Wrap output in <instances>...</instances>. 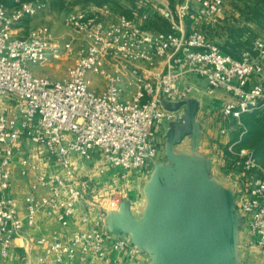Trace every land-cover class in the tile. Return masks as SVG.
Masks as SVG:
<instances>
[{
    "label": "built area",
    "instance_id": "2783aa9c",
    "mask_svg": "<svg viewBox=\"0 0 264 264\" xmlns=\"http://www.w3.org/2000/svg\"><path fill=\"white\" fill-rule=\"evenodd\" d=\"M151 1L170 31H151L115 15L108 5L94 6L66 19L67 26L84 36L81 43L59 40L47 25L26 32L20 28L46 8L41 0L0 3V264L9 260L13 240L35 227L40 211L58 212V221L67 228L76 207L91 200L95 184L80 174L77 159L92 161L97 154L122 178L155 160V127L168 118L164 102L187 96L179 84L188 76L204 79L211 93L231 97L222 110L228 123L222 134L236 133L243 113L264 109V39L235 57L205 31L187 29L192 2L199 4L205 24L214 25L223 20L227 0H182L174 6L169 0ZM149 18L145 12L142 21ZM65 58L70 64L62 80L30 68ZM139 62H163L162 70H142L135 66ZM92 75L104 80L102 91L93 89ZM127 77L136 88L131 99L124 97L121 85ZM27 141L37 147L41 160L20 159L24 176L36 174L21 215L11 193L12 163ZM230 150L247 180L241 210L250 216L249 235L264 249V168L251 150ZM43 191L46 195L40 197ZM82 220L86 227L67 239L55 235L38 240L41 264L111 263L113 251L127 253L131 260L141 252L128 239L111 237L99 224L91 226L86 216Z\"/></svg>",
    "mask_w": 264,
    "mask_h": 264
},
{
    "label": "crops",
    "instance_id": "0c3cea01",
    "mask_svg": "<svg viewBox=\"0 0 264 264\" xmlns=\"http://www.w3.org/2000/svg\"><path fill=\"white\" fill-rule=\"evenodd\" d=\"M227 25L226 22L222 27L221 44L226 40ZM162 66L163 62L155 65V73L160 72ZM121 85L122 89L124 86L136 89L130 85L129 77ZM179 89L187 90V96L165 101L168 118L155 127L157 158L126 178L112 171L97 154L92 161L77 159L75 166L80 174L95 184V190L90 193L91 200L76 207L67 228L58 221V212L49 214V208L40 211L35 227L26 229L21 237L13 240L6 264H41L39 257L43 249L38 240L55 235L67 239L86 227L83 216L88 218L91 226L104 227L111 237L133 242L128 231L132 221L145 223L156 211L174 204L180 206L169 209V217L182 211L195 192L193 183L187 180L189 177L200 186L201 204L219 222L218 264H264V249L252 243L253 238L249 235L250 216L241 210L248 187L247 180L234 165L235 157L230 150L236 133L221 132L228 127L222 110L231 97L223 92L211 93L207 82L193 75L181 82ZM2 154L0 148V160ZM27 155L33 161L41 160L37 147L27 141L20 145V152L12 163L11 193L19 202L21 215L24 197L29 194L36 176L34 172L28 176L22 174L20 159ZM38 195L44 196L46 191ZM109 257L111 263L77 261L74 264H169L171 251L148 246L133 260L122 252L113 251Z\"/></svg>",
    "mask_w": 264,
    "mask_h": 264
},
{
    "label": "water",
    "instance_id": "95a60500",
    "mask_svg": "<svg viewBox=\"0 0 264 264\" xmlns=\"http://www.w3.org/2000/svg\"><path fill=\"white\" fill-rule=\"evenodd\" d=\"M187 180L193 183L195 192L182 211L169 217V209L180 206L174 204L156 211L145 223L132 221L128 226L131 243L140 251L148 246L169 249V264H218L219 222L201 204L199 184L190 177Z\"/></svg>",
    "mask_w": 264,
    "mask_h": 264
},
{
    "label": "trees",
    "instance_id": "16d2710c",
    "mask_svg": "<svg viewBox=\"0 0 264 264\" xmlns=\"http://www.w3.org/2000/svg\"><path fill=\"white\" fill-rule=\"evenodd\" d=\"M47 4L51 5L55 10H65L69 0H45ZM245 3V8L242 9V15L247 21H252L259 26H264V0H252V2ZM125 2V3H124ZM7 6H12V0H0ZM77 3L83 5H115L118 14L125 15L128 18L134 19L148 30L155 32L170 31V23L161 17L158 13L152 11L151 0H78ZM172 6H174L171 3ZM111 9L113 6H110ZM114 10V9H113ZM115 11V10H114ZM145 12H150V18L147 22L142 21V16ZM205 22L200 15L193 14L189 11L187 19V29L201 30L205 27ZM229 30V33L227 32ZM205 31V30H203ZM227 32V33H226ZM225 34L226 40L222 49L238 57L240 52L248 48L256 36L253 30L246 27L235 25H227ZM252 38H256L253 39ZM241 127L235 134L233 142L234 151H239L243 148L249 149L254 153L255 158L259 164L264 168V109L255 110L253 112L243 113L239 119ZM235 123L238 121L235 120Z\"/></svg>",
    "mask_w": 264,
    "mask_h": 264
},
{
    "label": "rangeland",
    "instance_id": "374dc122",
    "mask_svg": "<svg viewBox=\"0 0 264 264\" xmlns=\"http://www.w3.org/2000/svg\"><path fill=\"white\" fill-rule=\"evenodd\" d=\"M42 2H45V0H41ZM70 3L67 4L65 10H54L51 5L47 4L46 8L44 10H41L36 16L32 18L25 19L20 28L26 32L31 28H35L41 25H47L53 32V34L61 41H67L71 39L77 40V42H84V36L76 33L73 28L66 25V19L69 15L77 12L78 10H87L92 11L91 7L93 5H83L81 3H77L78 0H69ZM170 3L173 5H176L177 2H181L182 0H169ZM247 2H252V0H248ZM125 3V2H124ZM246 0H227L226 6H225V13L223 20H221L219 23L211 25V24H205L206 26L204 29L209 38L219 45L223 46L224 44H221L219 40L221 39L220 35L222 34V27L224 23H229L230 25L240 26V27H246L248 29L253 30L255 34H258L256 38H263L264 39V26H259L258 24L247 21L245 19V16L242 15V9L245 8ZM91 6V7H90ZM113 6L112 10L114 11V14L117 15L118 11L116 10L115 5ZM192 12L193 14H199L198 11L200 9V6L197 2H192ZM153 11V10H152ZM154 12V11H153ZM149 14H152L148 12ZM229 33V30L227 31ZM226 32V33H227ZM256 38H252L256 39ZM70 64L69 59L65 58L62 61H54L50 60L48 63H45L43 65L39 66H30L37 75L49 77L53 80H62L66 74H67V66ZM135 66L141 68L142 70H151L154 69L155 66L146 64V63H136ZM63 74V76L61 75ZM93 83L95 86H93V89L97 91H102L104 89V80L96 75L91 76ZM123 93L125 94L127 98H130L132 94L136 93V89L127 88L124 86ZM89 164H86L88 166Z\"/></svg>",
    "mask_w": 264,
    "mask_h": 264
}]
</instances>
